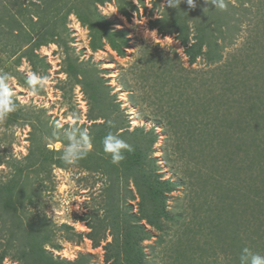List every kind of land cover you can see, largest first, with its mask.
<instances>
[{
    "label": "rangeland",
    "instance_id": "374dc122",
    "mask_svg": "<svg viewBox=\"0 0 264 264\" xmlns=\"http://www.w3.org/2000/svg\"><path fill=\"white\" fill-rule=\"evenodd\" d=\"M224 3L220 10L205 0L195 7L186 0L176 7L168 0H0V104L7 89L15 105L0 120L3 264H27L20 252L40 259L42 249L107 264L108 227L98 247L85 238L86 224L106 215L98 203L106 180L92 169V114H110L129 132L153 129L152 156L162 178L175 183L166 201L172 219L161 231L141 222L151 234L141 244L145 264H241L245 248L264 256V0ZM159 18L166 28L178 18L176 30L183 26L189 42L200 36L207 55L190 64L179 33L150 27ZM118 31L126 34L123 57L108 43ZM72 127L87 133L91 148L67 165L64 133ZM123 195L136 213L130 181Z\"/></svg>",
    "mask_w": 264,
    "mask_h": 264
},
{
    "label": "trees",
    "instance_id": "16d2710c",
    "mask_svg": "<svg viewBox=\"0 0 264 264\" xmlns=\"http://www.w3.org/2000/svg\"><path fill=\"white\" fill-rule=\"evenodd\" d=\"M99 5L110 2L111 0H97ZM129 4V7L133 9ZM120 13L128 16V12L119 4L117 6ZM99 17V25L106 28L110 23L103 16ZM162 18L156 19L150 23L152 29H157L161 35L178 34V41L184 48L185 56L190 64L196 62L201 56H206L208 52L203 51L205 42L199 36L193 42H189L188 34L184 31L183 26L177 31L179 19H175L174 26H162ZM91 31L92 28L88 26ZM113 35L118 37L117 40L109 39L108 43L111 49L120 57L124 56L125 32H114ZM93 49H100L99 45H92ZM33 64V63H32ZM91 103L92 97H89ZM93 123L90 126V135L95 143V156L98 162H95L93 170L102 173L106 183L102 188L101 199L98 202L103 216L102 222L94 224L87 223L89 232L85 238L89 239L93 247L99 246L100 230L108 227L111 235L110 242L103 246L104 262L107 264H145V253L142 242L150 239L151 234L141 224L143 221L147 226L161 231L162 222L171 220V216L167 211L166 201L168 194L174 191L175 183L162 178L158 169V164L152 156L153 146L157 142V135L153 129L144 130L142 127L135 128L131 132L122 130L119 122L112 119L110 114L104 116H91ZM121 131V132H118ZM118 135L131 145V151H124L123 156L129 166L126 169L115 168L111 155L104 151L103 139L109 133ZM118 132V133H117ZM131 182L135 190V198L138 199L136 213L130 212L129 206L124 205L125 196L120 198L128 182ZM129 193L131 190H127ZM129 197H132L131 195ZM98 221V220H97ZM105 222V223H104ZM67 230H71L69 226H64ZM103 233V232H102ZM77 238H81V234H74ZM7 255L6 248L0 252V264ZM40 259L43 255V264H86L88 256L80 255L73 261L53 258L51 254H47L42 249L39 252ZM22 260H26L27 264H41L40 259L34 258L32 252L22 250L20 252Z\"/></svg>",
    "mask_w": 264,
    "mask_h": 264
},
{
    "label": "clouds",
    "instance_id": "9594fccd",
    "mask_svg": "<svg viewBox=\"0 0 264 264\" xmlns=\"http://www.w3.org/2000/svg\"><path fill=\"white\" fill-rule=\"evenodd\" d=\"M206 3L214 5V8H219L224 10L226 5L224 0H205ZM180 0H168V5L171 7H176L179 5ZM189 7L196 6V0H186ZM30 83H35V78H33ZM5 99L2 104H0V120L4 119L7 114L15 109V105L11 101V93L4 90ZM64 137L67 140V144L63 148L62 160L67 165H75L87 152L90 151L91 141L90 137L86 132L81 131L76 127H72L69 131L64 133ZM104 151L111 155L113 163H119L123 158L124 151H131V145H129L125 140L121 139L118 135L109 132L103 139ZM241 264H264V256L259 254H253L249 249H243L241 255Z\"/></svg>",
    "mask_w": 264,
    "mask_h": 264
}]
</instances>
